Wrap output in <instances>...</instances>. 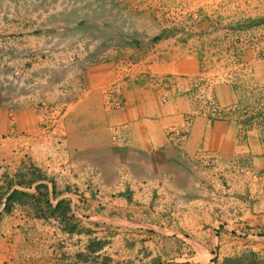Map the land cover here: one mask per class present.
I'll return each instance as SVG.
<instances>
[{
    "label": "crops",
    "instance_id": "1",
    "mask_svg": "<svg viewBox=\"0 0 264 264\" xmlns=\"http://www.w3.org/2000/svg\"><path fill=\"white\" fill-rule=\"evenodd\" d=\"M176 41L144 64L148 80L121 83L119 106L95 84L50 123L39 106L0 105V183L38 174L7 193L33 202L0 227V264L264 260V61L242 77L257 89L214 82L208 115L190 92L205 62Z\"/></svg>",
    "mask_w": 264,
    "mask_h": 264
},
{
    "label": "rangeland",
    "instance_id": "2",
    "mask_svg": "<svg viewBox=\"0 0 264 264\" xmlns=\"http://www.w3.org/2000/svg\"><path fill=\"white\" fill-rule=\"evenodd\" d=\"M166 40L197 51L205 62L190 92L197 94L200 111L214 116V82L258 87L253 78L243 80L253 60L264 61V0H0V105L39 106L50 123L52 110L65 111L93 84L108 102L121 105V83L131 84L132 74L148 80L144 64ZM151 81L158 89L171 87L167 77ZM249 93L251 102L258 101L256 92ZM18 174L0 183L5 230L17 223L9 216L19 203L33 202L23 190L7 195L13 185L38 175ZM245 264L264 260L246 258Z\"/></svg>",
    "mask_w": 264,
    "mask_h": 264
},
{
    "label": "built area",
    "instance_id": "3",
    "mask_svg": "<svg viewBox=\"0 0 264 264\" xmlns=\"http://www.w3.org/2000/svg\"><path fill=\"white\" fill-rule=\"evenodd\" d=\"M120 104V103H119ZM119 104H117V105H119Z\"/></svg>",
    "mask_w": 264,
    "mask_h": 264
}]
</instances>
